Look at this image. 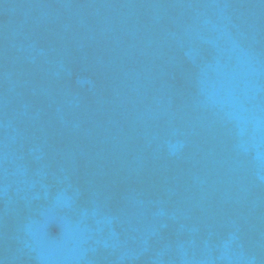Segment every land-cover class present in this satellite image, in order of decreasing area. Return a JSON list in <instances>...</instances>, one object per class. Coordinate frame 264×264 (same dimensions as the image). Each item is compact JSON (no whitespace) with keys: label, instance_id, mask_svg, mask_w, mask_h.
Masks as SVG:
<instances>
[{"label":"water","instance_id":"obj_1","mask_svg":"<svg viewBox=\"0 0 264 264\" xmlns=\"http://www.w3.org/2000/svg\"><path fill=\"white\" fill-rule=\"evenodd\" d=\"M0 264H264V0H0Z\"/></svg>","mask_w":264,"mask_h":264}]
</instances>
